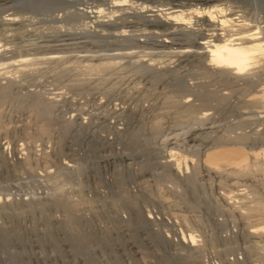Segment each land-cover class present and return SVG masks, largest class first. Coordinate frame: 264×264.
<instances>
[{
    "label": "rangeland",
    "instance_id": "obj_1",
    "mask_svg": "<svg viewBox=\"0 0 264 264\" xmlns=\"http://www.w3.org/2000/svg\"><path fill=\"white\" fill-rule=\"evenodd\" d=\"M64 1L35 0L31 10L16 1L0 6V18L11 12L20 14L25 25L8 33L0 27L4 30L0 32V47L21 55L7 59L9 62L26 58L22 69L6 67V59V69L0 64L4 68L0 70V264H264V233L249 235L254 226L264 225V168L259 165L261 171L254 167L257 172L244 175H228L223 170L219 177L195 168V175L189 176L193 166L189 158V171L182 167L178 179L167 174L169 166L165 164L168 147L176 146L184 154L190 148L186 155H199L219 136L225 140L232 137V143L255 152L264 148V103L257 101L264 89V61L256 64L260 62L259 71L255 68L259 74L254 77L255 84H248L231 75H214L204 68L205 56L181 57L183 47L197 53L189 38L178 41L179 49L143 41L109 44L111 38L103 42L88 37L84 47L70 45L56 52L29 50L27 55L25 50L32 41H40L50 32L55 35L60 27L96 28L86 17V8L101 6L106 11H102L104 17L110 12L101 0ZM77 1L85 3L84 11ZM131 1L139 5H130L131 11L150 13L145 5L162 0ZM247 1V5L232 4L238 5L236 15L242 14L240 20L234 15V23H245L238 27L239 33L261 31L260 42L264 43V1ZM227 28L232 36L227 32L226 38L238 35L233 34L237 26ZM146 31L132 34L137 38L144 34L145 39ZM202 32L209 34L205 39L196 35L197 42L215 38L210 31ZM178 51H182L180 57ZM106 60L112 62L110 68L91 71L93 64ZM180 80L185 81L182 88ZM253 95L259 97L255 100ZM248 98L256 102L244 103ZM187 105L193 108L185 112ZM174 115L181 118L177 124L172 121ZM191 116L204 121H193ZM178 131L184 134H178V139L184 137L176 138L178 144L176 139L168 147L159 142L170 135L174 139ZM130 133L135 138L129 141ZM196 142L200 143L199 153H194L197 147L193 150ZM120 153L136 155L123 160ZM183 170L185 177L193 178H184ZM184 218H188L187 224ZM190 230L197 235L191 248L182 240V234Z\"/></svg>",
    "mask_w": 264,
    "mask_h": 264
},
{
    "label": "bare ground",
    "instance_id": "obj_2",
    "mask_svg": "<svg viewBox=\"0 0 264 264\" xmlns=\"http://www.w3.org/2000/svg\"><path fill=\"white\" fill-rule=\"evenodd\" d=\"M12 1H16L17 2V4L18 3H20V4H23V6L25 7L26 5V7L27 8H29V7H33L35 4H34V1L35 0H0V6H2V5H4L5 6V3L6 2H12ZM56 1V0H55ZM59 1V0H58ZM61 1V0H60ZM63 1V0H62ZM66 1V0H65ZM64 1V2H65ZM75 1V0H74ZM82 1V0H81ZM99 2H101L102 1V4L103 5H105V6H108L110 9H109V13H107L108 14V17H104V16H102V15H104V14H106L105 12L106 11H103L104 10V8H101V6H100V8L99 7H94L95 9H92V10H87V8H86V10H85V12H86V17L87 18H89L90 20H91V22L94 24H92L91 22H89V24L91 23L92 24V26H94V27H96V28H94L93 29V27L92 26H90V27H92V29H90V28H88L87 29V26L88 25H82L83 26V28H84V26H86V29H84L83 30V28H81L82 30H77L76 28H79V27H73V29H76V30H70V26H69V28H68V30L67 29H62L61 27H60V29H58L57 30V32H55L54 34L55 35H51V32L49 33L50 35H42V39H41V37H39L41 40L40 41H37V42H34L33 43V41H32V44L30 43V42H28V44H29V46H28V48H27V50H25V52H26V54L28 55V53H30L29 52V50H32V51H34V52H42V51H55L56 52V50H60L62 47L63 48H65V47H67V48H69V46L71 45L72 47L75 45V46H77V45H82L83 47H84V45L86 44V42H85V38H88V37H96V38H100L101 40L102 39H104V41H105V39L106 40H109L110 38V41H109V44H113L114 42L116 43V44H121L120 42H127V41H129V42H141V41H143L144 43H151L152 45L154 44V46H160V47H165V46H167V45H176V47L177 48H179V43H178V41H181V40H183L184 41V38H189L190 40H192L191 42L192 43H190L191 44V46H193V44H197L196 46L194 45V47L196 48V49H194L195 51H197V53L195 52V53H191L190 51L192 50V49H190V50H187L186 49V47H183V48H185V49H183L185 52L182 54V56H181V53H182V51H178V52H176L177 54V57H194L195 55H197V54H199L200 56H205L204 57V60H205V62H204V68H206V69H211L212 71H213V74L214 73H216V75H225V76H228V75H231V77H234V78H237V80H240L241 78H242V80H245V79H243L244 78V76L246 77L247 76V74L244 72V71H247L248 69H252V67H256V64H257V62L258 61H260V60H262V59H264V43H261L260 42V38L262 39V37H259V35L257 34H255L254 32H251L250 30V32L248 33H244L245 31H243L242 30V33H241V31H240V33H239V29H238V27L239 26H241V25H243V24H245L242 20V22L243 23H240L241 21H237V22H239L240 23V25L239 24H237L236 22L234 23V19L236 20V18L238 17V19L240 20V18L239 17H241L242 16V14H241V16H239V14H238V16L236 15V9H235V7L237 6V8H238V5H236L235 6V4L234 5H232L233 3H236L235 1H237V2H241L242 4H244V5H247L248 4V2L249 1H247V0H162L161 2H159V3H156L155 5H150L149 6V3H148V5L146 4L145 5V8L147 7V9L145 10L146 12L147 11H150V13H144V9H143V6H142V4H141V2H140V5H141V8H140V10L139 11H141L142 9V11L141 12H136L137 10H135V11H131L130 10V8L132 7V6H130V5H133V4H135V3H133L131 0H98ZM134 1V0H133ZM139 1V0H138ZM155 1H157V0H155ZM155 1H154V3H155ZM264 1V0H263ZM262 1V2H263ZM37 2V1H36ZM71 2V1H70ZM77 2H79V1H77ZM143 2H145L144 0H143ZM80 3V2H79ZM98 3V2H97ZM137 3V2H136ZM150 3H151V1H150ZM250 3H252L251 1H250ZM257 3V2H256ZM264 3V2H263ZM262 3V4H263ZM9 4V3H8ZM37 4V3H36ZM65 4V3H64ZM63 4V5H64ZM81 5L82 4H85V3H80ZM254 5H256L255 4V2L253 3ZM261 4V3H260ZM261 4V5H262ZM10 5V4H9ZM50 5H55L54 3H52V4H50ZM62 5V6H63ZM91 5V4H90ZM89 5V6H90ZM101 5V4H100ZM144 5V4H143ZM264 5V4H263ZM8 6V5H7ZM12 6H13V4H12ZM40 6V5H39ZM58 6H61V5H58ZM73 6V5H72ZM77 6H79V5H77ZM84 5H82V7H83ZM94 6V5H93ZM99 6V5H98ZM104 6V7H105ZM123 6H126V7H123ZM130 6V7H129ZM133 6H137V4L136 5H133ZM139 6V5H138ZM137 6V7H138ZM253 6V5H252ZM10 7V6H9ZM25 7V8H26ZM41 7V6H40ZM81 7V8H82ZM92 7V6H91ZM2 8H4V7H2ZM13 8V7H12ZM31 8H29L30 10H31ZM58 8H61V7H58ZM80 7H78V10H80L79 9ZM93 8V7H92ZM133 8V7H132ZM5 9V8H4ZM18 9V8H17ZM23 9V8H22ZM36 9V8H35ZM38 9V8H37ZM40 9H42V8H40ZM39 9V10H40ZM73 9V8H72ZM84 9V7L82 8V10ZM103 9V10H102ZM127 9H129V10H127ZM139 9V8H138ZM26 10V9H25ZM65 10V9H64ZM76 10V9H75ZM74 10V11H75ZM264 10V9H263ZM5 11V10H4ZM34 11V10H33ZM61 11V10H60ZM71 11V10H70ZM73 11V10H72ZM77 11V10H76ZM84 11V10H83ZM104 12V14H102L103 12ZM10 12V11H9ZM39 12V11H38ZM64 12V11H63ZM65 12H67V11H65ZM62 13V14H64V16H66L67 15V13ZM77 12H79V11H77ZM76 12V13H77ZM85 12H84V14H85ZM238 12V11H237ZM4 13V12H3ZM26 13V12H25ZM43 13V12H42ZM45 13V12H44ZM46 13H48V12H46ZM73 13V12H72ZM76 13H74V15L76 14ZM225 13V14H224ZM264 13V12H263ZM50 14V13H49ZM56 14V13H55ZM71 14V13H70ZM83 14V16H80V17H84L85 15ZM26 15V14H25ZM57 15V14H56ZM229 16V17H225V16ZM234 15L235 16H237L236 18H234ZM4 17H2V15H1V18H0V27H3L6 31L7 30H12L13 31V29L16 27V26H19L20 24L22 25H24V22H22V18H21V16H20V14H19V16H17V15H15V13H12L11 12V14L10 13H8V14H4L3 15ZM28 16V15H27ZM27 16H26V18H27ZM47 16H49V15H47ZM53 16V15H52ZM60 16V15H59ZM59 16H57V17H59ZM64 16H63V18H64ZM68 16V15H67ZM78 16V15H77ZM30 17V16H29ZM79 17V18H80ZM257 17V16H256ZM23 18H24V15H23ZM25 18V19H26ZM53 18V17H52ZM59 18H61V17H59ZM75 18V16H73V19ZM78 18V17H77ZM76 18V19H77ZM245 18V17H244ZM264 18V17H263ZM31 19V18H30ZM57 19V18H56ZM66 19H68V18H65V20L64 21H66ZM85 19V18H84ZM237 19V20H238ZM242 19V18H241ZM247 19V18H246ZM24 20V19H23ZM75 20V19H74ZM245 20V19H244ZM251 20H252V18H251ZM24 21H26V20H24ZM48 21V20H47ZM84 21V20H83ZM87 21V23H88V20H86ZM138 21H140V23L138 22ZM246 21V20H245ZM253 21H254V19H253ZM27 22V21H26ZM30 22H31V20H30ZM59 22H60V20H59ZM62 22V21H61ZM249 22H251V21H249ZM255 22H256V20H255ZM28 23V22H27ZM33 23V22H32ZM32 23H29V25H31ZM87 23H85V24H87ZM263 23V22H262ZM66 24V23H65ZM253 24V23H252ZM252 24L250 25V26H252ZM20 25V26H21ZM28 24H26V26H27ZM181 25H183L184 27L182 28L181 27ZM202 25H204L205 27L204 28H206V26H212V27H209V28H207V29H204L203 28V26ZM213 25L214 26H217V27H213ZM246 25H248V23L246 24ZM25 26V25H24ZM59 26V25H58ZM62 26V25H61ZM67 26V25H66ZM77 26V25H76ZM81 26V27H82ZM193 26H196L195 28H192ZM199 26V27H198ZM202 26V27H201ZM231 26H233L234 28H235V26H237V28L236 29H238V30H236V29H234V30H236V32L234 33V31H233V34L235 35L236 33H238V35L237 36H234V37H231V38H229V37H225V36H229V35H227L229 32H228V29L229 28H227V27H231ZM244 26V25H243ZM243 26H241L242 28H243ZM64 27V26H63ZM68 27V26H67ZM247 27V26H246ZM252 27H255L254 25L252 26ZM258 27V26H257ZM3 28H2V30H3ZM17 28V27H16ZM53 28H54V26H53ZM59 28V27H58ZM65 28V27H64ZM210 28H212V29H210ZM259 28V27H258ZM241 29V28H240ZM249 29V28H248ZM1 30V31H2ZM18 30H19V28H18ZM138 30V32H140L141 30H147L146 32H147V34L148 35H146V36H144L145 37V39L143 38V35H142V37L141 38H137L134 34H132V32L133 31H137ZM203 30H206V31H210V32H212L211 34H213L214 35V39L213 40H211L210 41V39L209 38H207V40H209V41H206V40H203V41H201V42H197L196 41V37H198V36H196V35H199L200 34V36H202V37H199V38H206L207 36H205L206 34H209V33H206V32H202ZM226 30V31H225ZM230 30H233L232 28L230 29ZM256 30V29H255ZM0 31V32H1ZM9 31V32H10ZM28 31H30V30H28ZM52 31H53V29H52ZM181 31V32H180ZM238 31V32H237ZM259 31V30H258ZM4 32V30L1 32V33H3ZM16 32V31H15ZM14 32V33H15ZM32 32H34V30L32 31ZM129 32V33H128ZM154 32V33H153ZM228 32V33H227ZM261 32V31H260ZM259 32V33H260ZM6 33H8V31L6 32ZM26 33V32H25ZM30 33V32H29ZM28 33V34H29ZM143 33H145V31L143 32ZM227 33V34H226ZM243 33H244V35H243ZM258 33V32H257ZM21 34L22 33H20V36H21ZM27 34V35H28ZM35 34V33H34ZM138 34H140V33H138ZM225 34V35H224ZM230 35L232 34V33H229ZM239 34H240V36H239ZM16 35H18V34H16ZM15 35V36H16ZM24 35V34H23ZM39 35H37V37H38ZM41 36V35H40ZM169 36V37H168ZM176 36V37H175ZM212 36V35H211ZM232 36V35H231ZM18 37V36H17ZM23 37V36H22ZM139 37V36H138ZM213 37V36H212ZM211 37V38H212ZM225 37V38H224ZM13 38V37H12ZM15 38V37H14ZM21 38V37H20ZM19 38V39H20ZM25 38V37H24ZM24 38H23V40H24ZM32 38H35V36L34 37H32ZM31 38V39H32ZM204 38V39H205ZM224 38V39H223ZM17 39V38H16ZM26 39V38H25ZM167 39H169V41L167 40ZM198 39V38H197ZM18 40V39H17ZM21 41H22V39H20ZM19 40V41H20ZM27 40V39H26ZM25 40V41H26ZM29 40V39H28ZM35 40V39H34ZM188 40V39H187ZM29 41H31V40H29ZM103 41V40H102ZM103 41V42H104ZM186 41V40H185ZM12 42V41H11ZM182 42V41H181ZM189 42V41H188ZM10 43V42H9ZM13 43V42H12ZM22 43V42H21ZM20 43V44H21ZM24 43V42H23ZM22 43V44H23ZM96 43V42H95ZM94 43V44H95ZM107 43V42H106ZM7 44V43H6ZM22 44H21V46H22ZM27 44V43H26ZM3 45H5L4 43H3ZM24 46H25V44H24ZM74 46V47H75ZM190 46V47H191ZM4 47V46H3ZM1 48L0 47V60H10V61H12V59L11 58H13L14 59V57H15V55H20L18 52V54L15 52V50L14 51H11V50H7V48L5 47V48ZM7 47H9V46H7ZM15 47V46H14ZM18 47V46H17ZM16 47V48H17ZM193 47V48H194ZM10 48V47H9ZM12 48V47H11ZM10 48V49H11ZM23 48V47H22ZM62 48V49H63ZM21 49V48H20ZM19 49V50H20ZM66 49V48H65ZM180 49V48H179ZM22 51V50H21ZM176 51H177V49H176ZM33 53V52H32ZM47 53V52H46ZM52 53V52H51ZM54 53V52H53ZM57 54V53H56ZM58 55V54H57ZM21 56V55H20ZM56 56V55H55ZM59 56V55H58ZM57 57V56H56ZM18 58V57H17ZM57 58H60V57H57ZM56 58V59H57ZM26 59V58H25ZM25 59H23V58H19V59H16V60H14L13 62H9L8 60V62L5 60V61H2V62H0V64L3 66V62H7V64H6V67L8 66H10V67H12L13 69L14 68H16V69H22V67L24 66V61H25ZM176 59V58H175ZM195 59V58H194ZM198 59V57L195 59V61ZM159 60V59H158ZM182 59H180V61H181ZM199 60V59H198ZM100 61V60H99ZM178 61V60H177ZM190 61H191V59H190ZM159 62V61H158ZM171 62H173L172 61V59H171ZM198 62H200V61H197V63ZM116 63V62H115ZM202 63V62H201ZM151 64V63H150ZM160 64H161V62H160ZM199 64V63H198ZM5 65V64H4ZM112 65V62H108L107 60L104 62H99L98 63V65H92L91 66V71H92V69H94V70H100V69H106V68H110V66ZM180 65V64H179ZM0 67V70H1V68H5L6 69V67L5 66H3V67ZM149 66V65H148ZM152 66V65H151ZM155 66V65H154ZM196 66V65H195ZM9 67V68H10ZM180 67V66H179ZM203 67V66H202ZM258 67V66H257ZM3 68V69H4ZM89 68H90V66H89ZM146 68V67H145ZM155 68V67H154ZM156 69V68H155ZM157 69H158V67H157ZM231 70V71H233V72H229V70ZM159 70V69H158ZM157 70V71H158ZM210 70V71H211ZM160 71V70H159ZM90 72V71H89ZM205 74V73H204ZM243 74H245V75H243ZM215 75V74H214ZM243 75V76H242ZM179 77H177V79H178ZM180 78H182V76L180 77ZM226 78V77H225ZM92 80V79H91ZM183 80V79H182ZM171 81V80H170ZM177 81V80H176ZM181 81V80H180ZM182 82V81H181ZM185 82V81H184ZM184 82H182V86L180 87V88H182L183 87V83ZM179 84V83H178ZM178 84H176V85H178ZM186 84V83H185ZM188 84V83H187ZM181 85V84H180ZM189 85V84H188ZM134 89V88H133ZM193 89V88H192ZM260 89H263V88H260ZM148 90V89H147ZM173 90V89H172ZM179 90H181V89H179ZM186 90V89H185ZM190 89L188 88V91H189ZM215 91V90H214ZM259 91V90H258ZM261 91V90H260ZM262 91H264V89L262 90ZM262 91H261V93L259 92V94H260V100H258V98H257V101H260V102H262V104L264 103V92L262 93ZM192 92H194V91H192ZM129 93V92H128ZM174 93V92H173ZM258 94V93H257ZM180 95V94H179ZM202 96V95H201ZM211 96V95H210ZM225 96V95H224ZM259 97V95H253V98H255V97ZM137 97V96H136ZM218 97H219V95H218ZM214 98H216V97H214ZM262 98V99H261ZM189 99V98H188ZM205 99V98H204ZM213 99V98H212ZM220 99V98H219ZM249 99V101H247V99H245V101H243L244 103H250L251 101L250 100H252L254 103L256 102L255 100H256V98H255V100H253V99H250V98H248ZM164 100V99H163ZM165 100H168V98L167 99H165ZM169 101L170 100H168V103H169ZM206 101V100H205ZM214 101V100H213ZM163 102V101H162ZM173 101H171V103H172ZM179 102V101H178ZM177 102V103H178ZM186 102V101H185ZM189 101H187V103H188ZM210 102V101H209ZM212 102V101H211ZM219 102V101H218ZM221 102V101H220ZM219 102V103H220ZM239 103L241 102V101H238ZM253 102H251V103H253ZM189 103H192L191 101L189 102ZM195 103V102H194ZM259 103V102H258ZM167 104V103H166ZM174 104H176V103H174ZM180 104V103H179ZM193 104V103H192ZM218 104V103H217ZM170 105V104H169ZM172 105V104H171ZM184 105V104H183ZM253 105V104H252ZM264 105V104H263ZM262 105V106H263ZM185 106V105H184ZM197 106V105H196ZM207 106H209V104H207ZM213 106V105H212ZM214 106H215V104H214ZM165 107V106H164ZM176 107H177V105H176ZM210 107V106H209ZM126 108V107H125ZM167 108V107H166ZM184 108V107H183ZM193 107L192 106H190L189 107V105H187L186 107H185V109H183L185 112L188 110V109H192ZM196 108V107H195ZM213 108H215V107H213ZM263 108V107H262ZM181 109V108H180ZM199 109V108H198ZM263 110V109H262ZM198 111H200V110H198ZM177 112V111H176ZM175 112V113H176ZM180 112H183V111H180ZM184 112V113H185ZM201 112V111H200ZM166 113V112H165ZM168 113V112H167ZM178 113V112H177ZM198 114V113H197ZM206 114H207V112H206ZM177 115V114H176ZM181 115V114H180ZM199 115V114H198ZM200 115H202V116H204L203 114H200ZM207 116V115H206ZM186 117V116H185ZM193 116H191V118H192ZM208 117V116H207ZM210 117V116H209ZM259 117V116H258ZM174 118V119H173ZM172 118V121L174 120V121H176V124H177V121H178V123L180 122L179 120L181 119V118H178V116H176L175 117V115H174V117ZM188 118H189V116H188ZM197 118L198 119H202V120H200V122L201 121H204L203 120V117H200L199 118V116H197V117H193L192 119H193V121L196 119L197 120ZM260 118H262V115H260ZM205 120H207V119H209V118H207L206 119V117L204 118ZM214 119V118H213ZM171 121V122H172ZM173 121V122H174ZM166 122V121H165ZM181 122H182V120H181ZM184 122V121H183ZM197 122V121H196ZM199 122V121H198ZM199 122V123H200ZM212 122H213V120H212ZM123 123V122H122ZM159 123V122H158ZM195 123V122H194ZM205 123V122H204ZM96 124V123H95ZM128 124V123H127ZM160 124V123H159ZM175 124V123H174ZM175 124V125H176ZM183 124V126H184V124L185 123H182ZM193 124V123H192ZM202 124H203V122H202ZM207 124V123H206ZM103 125V124H102ZM205 125V124H204ZM211 125V124H210ZM83 126H84V124H83ZM192 126V125H191ZM194 126V125H193ZM80 127H82V125L80 126ZM97 127V126H96ZM200 127H202V126H200ZM199 127V128H200ZM205 127V126H204ZM203 127V128H204ZM211 127H212V125H211ZM83 128V127H82ZM81 128V129H82ZM206 128V127H205ZM208 128V127H207ZM76 129V128H75ZM98 129V128H97ZM102 129V128H101ZM118 129V128H117ZM120 129V128H119ZM118 129V130H119ZM169 129V128H168ZM194 129H196V127L194 128ZM208 129H210V127L208 128ZM91 130V129H90ZM95 130V129H94ZM186 130H187V127H186ZM189 130V129H188ZM188 130H187V132H188ZM198 130V129H197ZM206 131V130H205ZM121 132V131H120ZM179 132V131H178ZM174 133L175 134V136L177 135V137H175L174 139H173V137H170V136H166V137H164L163 138V140L162 141H160L159 140V142L162 144V145H164V146H166V147H168V145H172L173 144V142H174V140L177 138L178 139V134H180V132L179 133ZM183 132H185V130L183 131ZM210 132H212V131H210ZM214 132V131H213ZM181 133H182V130H181ZM207 132H205V134H206ZM88 134V133H87ZM122 134V133H121ZM174 134H172V135H174ZM185 134H188V133H185ZM194 134V133H193ZM201 134V133H200ZM130 135H131V133L129 134V137H130ZM132 135H134V133L132 132ZM180 135H184V134H180ZM192 135V134H191ZM195 135V134H194ZM119 136V135H118ZM202 136H203V134H202ZM212 136V135H211ZM200 138H201V136H199ZM213 137V136H212ZM216 137V136H215ZM215 137H213V139L215 138ZM220 137V136H219ZM219 137H218V139L216 140V142H215V144H212L211 143V146H205L206 147V149H204V151H200V146L198 145V144H200V143H197L196 142V145L197 146H194V145H191V146H194L193 147V150H196V151H194V153L195 152H197V153H199V151H200V153H202V154H199V155H196V153L195 154H193V155H196V158H193L194 156L192 155H186V154H188L189 152H188V149H190V148H188L187 149V152H185L186 154H184V153H182V151H184V150H182V151H180V149L178 148V147H168V150H169V152H168V156H165V157H169V158H166V159H169V160H167V163H165V164H167L168 166H166V168L168 167V170H166V172H167V174L169 175H172V176H177V178L178 177H180L178 174L179 173H181L182 172V167H184V169L186 170L185 172L187 173V170H188V166L190 165V164H188V166H187V163H188V161L189 160H191V162H192V164H193V166H191L189 169H190V171L192 172H190L188 175L190 176V175H195V171L197 170V171H199L198 170V168L200 169V170H202V172L203 171H205V173H208V174H213V176H215V177H219V174L224 170V172H225V170L229 173L228 175H231V172H237V174L238 173H242L243 175L244 174H246L247 172L248 173H250V171H256V169H254V167H257V169H259L258 167H260V166H262V168H264V148L262 147L261 148V151H258V152H255V151H252V148H249V149H246V148H244V147H242V146H240L239 144L238 145H236V143H232V141H231V138L229 137L228 139H226L225 140V138H223V137H220V139H222V140H220L219 139ZM225 137V136H224ZM263 137V136H262ZM109 138V137H108ZM128 138V137H127ZM133 138H135V137H130L128 140L130 141V140H133ZM180 138H184V137H180ZM179 138V139H180ZM188 138V137H187ZM186 138V139H187ZM190 138V137H189ZM192 138V137H191ZM193 138H194V136H193ZM195 138H197V136H195ZM203 138H205V137H202V139ZM264 138V137H263ZM177 139H176V141H175V143L177 142ZM178 139V140H179ZM197 139H199V138H197ZM209 140H210V137L208 138ZM207 139V140H208ZM213 139H211V140H213ZM171 140L173 141V142H171ZM183 140V139H182ZM181 140V141H182ZM204 140V139H203ZM206 140V141H207ZM233 140V139H232ZM105 141V140H104ZM184 141V140H183ZM182 141V142H183ZM193 141V140H192ZM195 141V140H194ZM198 141V140H197ZM108 142V141H107ZM125 142H127V141H125ZM180 142V141H179ZM110 143V142H109ZM184 143V142H183ZM202 143V142H201ZM207 143V142H206ZM111 144V143H110ZM121 144V143H120ZM176 144H178V142L176 143ZM180 145H182L181 144V142L179 143ZM185 144V143H184ZM193 144V143H192ZM179 145V146H180ZM189 145V144H188ZM262 145V144H261ZM163 146V147H164ZM147 147V146H146ZM189 147V146H188ZM197 147V148H196ZM250 147H254V146H250ZM127 148V147H126ZM150 148V147H149ZM148 147H147V150L149 149ZM194 148H196V149H194ZM145 149V148H144ZM165 149V148H164ZM201 149H203V148H201ZM140 150H143V148L142 149H140ZM165 150H167V149H165ZM192 150V149H191ZM144 151H146V150H144ZM131 153V152H130ZM133 153V152H132ZM134 153H137V152H134ZM147 153V152H146ZM165 153V152H164ZM119 154V153H118ZM117 154V155H118ZM166 154V153H165ZM261 154H262V156H261ZM136 154H131V155H129V154H127V153H120V158L121 159H132V157L133 156H135ZM137 155H139V154H137ZM143 155H144V153H143ZM142 154H140L139 156H143ZM148 155V154H147ZM167 155V154H166ZM201 155V156H200ZM258 155L260 156V158L258 157ZM162 156V158H163V155H161ZM164 157V158H165ZM250 157H252V158H254V159H252L251 160V158ZM262 157V158H261ZM119 158V159H120ZM143 158V157H142ZM190 158V159H189ZM165 159V160H166ZM187 159H189V160H187ZM257 159L259 160V159H263V160H261V163H259V162H257ZM161 162L162 161H164V160H160ZM163 163V162H162ZM163 165V164H162ZM260 165V166H259ZM128 166V165H127ZM157 166V165H156ZM159 166V165H158ZM76 168V167H75ZM160 168V167H159ZM164 168H165V166H164ZM195 168H196V170H195ZM261 168V169H262ZM127 169V168H126ZM254 169V170H253ZM78 170V169H77ZM140 170H142V169H138V171H140ZM164 170V169H163ZM260 170V169H259ZM263 170V169H262ZM79 171V170H78ZM137 171V170H136ZM189 171V170H188ZM195 173H194V172ZM261 171V170H260ZM164 172V171H163ZM257 172V171H256ZM165 173V172H164ZM164 173H163V175H164ZM185 173V174H186ZM204 173V172H203ZM252 173V172H251ZM77 174V173H76ZM183 174H184V170H183ZM182 174V175H183ZM185 174H184V178H186V179H189L190 180V178L192 177H189V176H186L185 177ZM202 174V173H201ZM235 174V173H234ZM241 174V175H242ZM253 174V173H252ZM251 174V175H252ZM80 175V174H79ZM157 175V174H156ZM166 175V174H165ZM199 175V174H198ZM222 175V174H221ZM220 175V176H221ZM236 175V174H235ZM183 177V176H182ZM235 177V176H234ZM246 177H247V175H246ZM174 178V177H173ZM176 178V179H177ZM193 178V177H192ZM236 178V177H235ZM251 178H253V177H251ZM80 179V178H79ZM179 179V178H178ZM180 179H181V177H180ZM247 179V178H246ZM175 180V179H174ZM185 182V181H184ZM188 182V181H187ZM186 182V183H187ZM259 184V183H258ZM81 194V193H80ZM80 199V198H79ZM81 201V200H80ZM80 201H78V202H80ZM168 201V200H167ZM5 203V202H4ZM81 203V202H80ZM6 204V203H5ZM162 204V203H161ZM263 204V203H262ZM2 205V204H1ZM168 205V204H167ZM170 205V204H169ZM261 205V204H260ZM2 207V206H1ZM4 207V206H3ZM136 208V207H135ZM167 209V208H166ZM256 209V208H255ZM249 210V209H248ZM251 211V210H250ZM258 212V211H257ZM170 214V213H169ZM255 215V214H254ZM260 216V215H259ZM169 217V216H168ZM175 217V216H174ZM167 220V219H166ZM183 222L184 223H186L187 224V222H188V218L186 219V218H184L183 219ZM264 222V221H263ZM261 226V225H260ZM253 227V226H252ZM251 227V228H252ZM256 226H254L253 228H252V230H250V234L249 235H252V233L253 234H255V235H257L258 233H260L261 232V235H262V232L264 233V225L260 228H258V226H257V228H255ZM250 228V229H251ZM254 230V231H253ZM263 230V231H262ZM258 232V233H257ZM257 233V234H256ZM183 235V238H182V240H183V243L187 246V247H190L191 245H194L195 244V242L197 241V239H196V234L194 233V232H192L191 230L189 231V233L187 234V235H184V234H182ZM253 236V235H252ZM260 237V236H259ZM263 240V239H262ZM181 241V240H180ZM182 243V242H181ZM191 248V247H190ZM189 249V248H188ZM176 255V254H175Z\"/></svg>",
    "mask_w": 264,
    "mask_h": 264
},
{
    "label": "built area",
    "instance_id": "obj_3",
    "mask_svg": "<svg viewBox=\"0 0 264 264\" xmlns=\"http://www.w3.org/2000/svg\"><path fill=\"white\" fill-rule=\"evenodd\" d=\"M257 20H258V21H261V18H259V19H257ZM252 32H254L256 35H257V34L260 35V33L258 32L257 29H256L255 31H252ZM257 32H258V33H257ZM261 61H264V59L260 60V62H261ZM260 62H259V63H260ZM259 63H258V65H259ZM258 65H256V67H254L253 70L251 69V70H247V71H246L247 76H246V79H245V80L248 82V84H249V83H250V84H251V83H254V84H255L256 79H255L254 77H257V76L259 75V74H257V71H259V69L257 68ZM260 67H261V66H260ZM255 68L257 69V71H256ZM254 70H255L256 72H255ZM261 88H262V87H261Z\"/></svg>",
    "mask_w": 264,
    "mask_h": 264
}]
</instances>
